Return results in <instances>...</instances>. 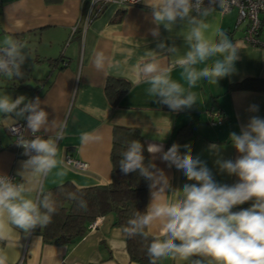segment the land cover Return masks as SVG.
Wrapping results in <instances>:
<instances>
[{"label":"crops","instance_id":"1","mask_svg":"<svg viewBox=\"0 0 264 264\" xmlns=\"http://www.w3.org/2000/svg\"><path fill=\"white\" fill-rule=\"evenodd\" d=\"M237 17L235 7L228 11L218 8L209 20L208 30L211 35L220 28L237 45L236 71L220 80L218 86L200 81L192 89L197 93L198 104L191 110L177 113L146 94L147 85L138 83L136 65L147 59L145 52L148 50L156 51L157 59L170 65L174 57L157 49V44L162 41L171 46L174 43L183 51L182 35L187 28H173L168 32L161 26L160 36L153 37L149 32L155 27L151 22V10L143 0L125 8L109 3L92 6L91 0H0V44L13 38L25 43L29 53L23 65L25 78L17 80L0 75V94L6 92L13 99L19 95L29 99L40 97L42 102L46 101L42 107L49 114V123L54 122L36 135L55 136L58 131L64 134V139L59 141L57 159L66 175L57 177L54 170L43 180L28 176L24 180L26 187L34 193L41 185L50 189L68 180L79 187L108 183L111 132L116 125L137 128L146 150L150 142L163 143L165 150L173 143L191 144L193 154L212 168L218 183H235L237 177L219 172L214 164L216 156L208 151V146L221 145L220 156L235 160L240 154L231 145L229 134H239L251 115L264 117V89L230 87L244 78L264 79V13L258 16L261 24L257 36L259 44L248 42L245 38L247 20ZM98 52L106 57L102 71L94 66ZM180 72L174 69L171 76L184 83ZM110 77L129 83L117 104H111L105 97L104 83ZM252 104L259 106L258 112L248 111ZM214 111L220 113L221 124L211 123L210 115ZM23 123L25 128L26 121ZM7 127V122L0 118V173H13L21 180L17 170L27 157L22 155V149ZM85 131L100 139L81 143L80 133ZM26 134H31L30 130ZM66 154L87 162V169L67 166L64 163ZM148 156L151 160L149 153ZM154 163L164 169L174 187L180 188L188 182L182 171L169 168L159 158ZM146 192L148 205L149 188ZM240 206L248 208L251 201ZM113 217L112 213L95 217L94 225L71 245L44 242L37 227L28 236L17 232L10 245L0 243V248H6L8 264H140L130 261L126 232L124 227L113 224ZM148 232L158 236V225L150 226ZM159 264L184 262L163 260Z\"/></svg>","mask_w":264,"mask_h":264},{"label":"clouds","instance_id":"2","mask_svg":"<svg viewBox=\"0 0 264 264\" xmlns=\"http://www.w3.org/2000/svg\"><path fill=\"white\" fill-rule=\"evenodd\" d=\"M143 3L151 10L155 27L149 32L153 37L160 36L161 26L168 32L173 28L187 31L182 35L183 51L174 43L157 44V49L174 57L170 65L162 64L156 51L145 52L147 59L136 65L138 83L146 84V94L172 112L191 110L199 102L192 89L200 81L218 86L220 80L236 71L237 45L220 28L208 34L209 20L224 6L225 0H208L207 5L205 0H143ZM26 48L25 43L13 38L0 44V75L25 78L23 65L29 58ZM105 62L104 53L98 52L95 68L102 71ZM177 68L184 83L171 76ZM42 103L46 101L42 102L38 96L29 99L19 95L13 99L6 92L0 94V118L7 122L8 129L18 133L15 143L27 157L17 170L21 180L0 173V243L6 246L13 242L17 232L28 236L37 227L43 229L57 212L50 192L41 185L33 193L24 182L28 176L43 180L54 170L57 177L66 175L57 159L63 131L55 136L36 135L54 122L49 123V114ZM248 111L256 113L259 106L252 104ZM21 120L26 121L23 131L16 127ZM29 130L31 136L25 134ZM99 139L90 132L80 133L81 143ZM229 140L240 154L235 160L220 156L221 145L210 144L208 151L216 156L214 164L220 173L237 177L231 185L217 182L212 168L193 154L191 144L173 143L165 150L163 143L150 142L147 152L152 159L145 163L144 144L136 139L128 143L119 160L120 170L125 175L138 173L148 182L150 201L143 212L133 213L124 230L130 238L140 236L149 241L146 249L149 264L163 260L184 264H264V117L251 115L239 134H229ZM157 158L169 168L182 171L188 182L174 187L164 169L154 163ZM67 198L87 211V201L82 197L70 193ZM249 201L250 207L233 211ZM157 225L160 234L150 236L147 229ZM0 264H8L6 248H0Z\"/></svg>","mask_w":264,"mask_h":264},{"label":"trees","instance_id":"3","mask_svg":"<svg viewBox=\"0 0 264 264\" xmlns=\"http://www.w3.org/2000/svg\"><path fill=\"white\" fill-rule=\"evenodd\" d=\"M104 84L105 97L108 98L111 104H117L120 95L126 92L129 87L128 81L114 77L108 78ZM230 87L264 89V79L244 78L231 84ZM111 133L112 141L109 156L111 175L108 183L79 187L68 180L50 189H45V191L52 194L57 212L53 216L52 222L39 230L44 242L53 245H71L80 240L95 217L108 213L114 215L113 224L115 226H122L125 229L133 213L135 211L143 212L147 207L146 191H148V182L140 177L138 173L123 174L119 167V160L128 143L136 139L143 144L142 136L137 128L117 125L113 127ZM143 154L145 163H147L150 158L146 148ZM70 193L87 201V211L79 209L75 201L67 198ZM240 209L241 206H237L233 211H239ZM149 235L155 236L150 233ZM125 242L130 261L149 264V258L146 254L148 240L140 236L130 238L126 233Z\"/></svg>","mask_w":264,"mask_h":264},{"label":"built area","instance_id":"4","mask_svg":"<svg viewBox=\"0 0 264 264\" xmlns=\"http://www.w3.org/2000/svg\"><path fill=\"white\" fill-rule=\"evenodd\" d=\"M142 0H137L136 3H133V0H96L95 4L103 5V4H114L118 8H125L130 5H136L140 4ZM208 0H205V4L207 5ZM92 6L95 5L92 3ZM236 8L238 11V17L239 20L246 19L247 20V29H245V38L248 40V42L252 44H259L260 42L258 41L257 36L261 32V24L259 20V15L261 13H264V0H225L224 6L220 8L222 11H228L231 8ZM211 118V123L212 124H221L222 117L220 116V113L218 111H214ZM20 131H23L24 129V123L23 121H19L17 126ZM7 131L15 138L16 141V136L17 132L10 130L7 128ZM26 134V133H25ZM28 136H31V134H26ZM22 149V148H21ZM23 152V149H22ZM64 163L67 166H70L72 168H75L76 170H84L87 169L88 164L87 162L73 157L70 154H66L64 156ZM7 175L13 177L14 179L18 180L17 177L13 173H8ZM94 222H92L89 226H93Z\"/></svg>","mask_w":264,"mask_h":264}]
</instances>
